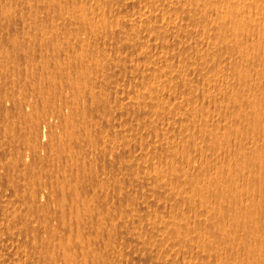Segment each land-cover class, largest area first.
<instances>
[{
	"label": "bare ground",
	"instance_id": "obj_1",
	"mask_svg": "<svg viewBox=\"0 0 264 264\" xmlns=\"http://www.w3.org/2000/svg\"><path fill=\"white\" fill-rule=\"evenodd\" d=\"M0 264H264V0H0Z\"/></svg>",
	"mask_w": 264,
	"mask_h": 264
},
{
	"label": "rangeland",
	"instance_id": "obj_2",
	"mask_svg": "<svg viewBox=\"0 0 264 264\" xmlns=\"http://www.w3.org/2000/svg\"><path fill=\"white\" fill-rule=\"evenodd\" d=\"M58 1V0H57ZM114 10V9H113ZM115 11V10H114Z\"/></svg>",
	"mask_w": 264,
	"mask_h": 264
}]
</instances>
